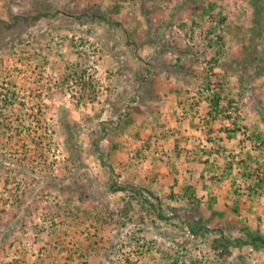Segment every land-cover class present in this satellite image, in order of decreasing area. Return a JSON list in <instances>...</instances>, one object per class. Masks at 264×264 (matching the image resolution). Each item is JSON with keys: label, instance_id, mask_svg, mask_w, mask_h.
I'll use <instances>...</instances> for the list:
<instances>
[{"label": "rangeland", "instance_id": "rangeland-1", "mask_svg": "<svg viewBox=\"0 0 264 264\" xmlns=\"http://www.w3.org/2000/svg\"><path fill=\"white\" fill-rule=\"evenodd\" d=\"M0 264H264V0H0Z\"/></svg>", "mask_w": 264, "mask_h": 264}]
</instances>
